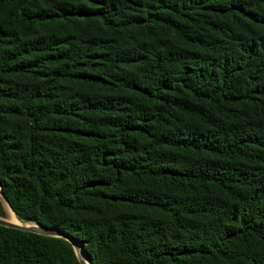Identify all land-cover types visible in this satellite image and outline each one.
Returning a JSON list of instances; mask_svg holds the SVG:
<instances>
[{"label": "trees", "instance_id": "16d2710c", "mask_svg": "<svg viewBox=\"0 0 264 264\" xmlns=\"http://www.w3.org/2000/svg\"><path fill=\"white\" fill-rule=\"evenodd\" d=\"M0 191L92 264H264V0H0Z\"/></svg>", "mask_w": 264, "mask_h": 264}, {"label": "water", "instance_id": "95a60500", "mask_svg": "<svg viewBox=\"0 0 264 264\" xmlns=\"http://www.w3.org/2000/svg\"><path fill=\"white\" fill-rule=\"evenodd\" d=\"M0 199L2 200V202H4L10 208L6 198L3 196V193L1 191H0ZM14 214L16 215V213H14ZM16 217L19 220V222H13V221L7 219L6 217L0 215V224L5 225V226H11V227L19 228L22 230L35 232V233H40V234H44V235H57V236L65 237L66 239H68L71 242V245L73 247L75 255H76L78 261L80 262V264H86L84 262L82 256H81V253L87 259L88 264H92L90 262L89 258L87 257V255L85 254L82 245L78 241H76L73 237H71L70 235L65 233L63 230H60V229L56 228L55 226L43 225L39 222L24 221L20 217H18L17 215H16Z\"/></svg>", "mask_w": 264, "mask_h": 264}, {"label": "bare ground", "instance_id": "6f19581e", "mask_svg": "<svg viewBox=\"0 0 264 264\" xmlns=\"http://www.w3.org/2000/svg\"><path fill=\"white\" fill-rule=\"evenodd\" d=\"M4 207H5V215H4V217H6L7 219H9V220H11L13 222H19V220L17 219L16 215L13 213V211L5 203H4ZM81 256H82L84 262L86 264H88L87 259L83 256L82 253H81Z\"/></svg>", "mask_w": 264, "mask_h": 264}, {"label": "rangeland", "instance_id": "374dc122", "mask_svg": "<svg viewBox=\"0 0 264 264\" xmlns=\"http://www.w3.org/2000/svg\"><path fill=\"white\" fill-rule=\"evenodd\" d=\"M3 203V202H2ZM3 206H4V203H3ZM4 210H5V207H4Z\"/></svg>", "mask_w": 264, "mask_h": 264}]
</instances>
